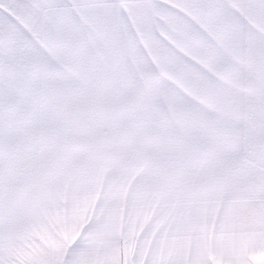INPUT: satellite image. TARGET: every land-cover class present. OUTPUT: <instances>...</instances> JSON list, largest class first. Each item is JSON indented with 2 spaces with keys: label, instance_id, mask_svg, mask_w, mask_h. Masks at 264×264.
<instances>
[{
  "label": "snow or ice",
  "instance_id": "1",
  "mask_svg": "<svg viewBox=\"0 0 264 264\" xmlns=\"http://www.w3.org/2000/svg\"><path fill=\"white\" fill-rule=\"evenodd\" d=\"M0 264H264V0H0Z\"/></svg>",
  "mask_w": 264,
  "mask_h": 264
}]
</instances>
